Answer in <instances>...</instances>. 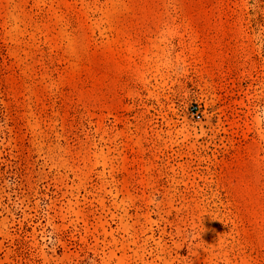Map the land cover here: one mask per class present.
<instances>
[{"label":"rangeland","instance_id":"374dc122","mask_svg":"<svg viewBox=\"0 0 264 264\" xmlns=\"http://www.w3.org/2000/svg\"><path fill=\"white\" fill-rule=\"evenodd\" d=\"M0 264H264V0H0Z\"/></svg>","mask_w":264,"mask_h":264}]
</instances>
